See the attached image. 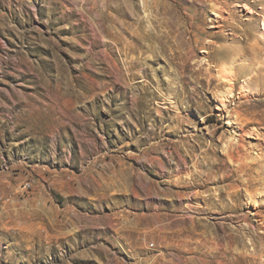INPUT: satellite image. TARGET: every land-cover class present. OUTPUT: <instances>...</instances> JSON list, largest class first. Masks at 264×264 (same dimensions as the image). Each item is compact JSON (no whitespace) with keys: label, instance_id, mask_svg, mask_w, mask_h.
Wrapping results in <instances>:
<instances>
[{"label":"rangeland","instance_id":"1","mask_svg":"<svg viewBox=\"0 0 264 264\" xmlns=\"http://www.w3.org/2000/svg\"><path fill=\"white\" fill-rule=\"evenodd\" d=\"M263 16L0 0V264H264Z\"/></svg>","mask_w":264,"mask_h":264},{"label":"bare ground","instance_id":"2","mask_svg":"<svg viewBox=\"0 0 264 264\" xmlns=\"http://www.w3.org/2000/svg\"><path fill=\"white\" fill-rule=\"evenodd\" d=\"M246 7H248V6H246ZM217 12V11H216ZM124 14H125V12H124ZM216 16L218 17L219 16V14L217 13L216 14ZM263 28H264V16H263ZM196 30L199 32V33H203L204 32V30H203V26H201V25H197L196 26ZM197 33H195V35H196ZM215 35H217V36H219V33H215ZM194 41V45L196 46L198 43H200V41H199V39H194L193 40ZM194 45H193V47H194ZM222 46V47H221ZM219 45L218 47L219 48H223L224 47V45ZM226 48V47H225ZM264 49V47H263V45L262 44H260V42H258V44L255 46V49L256 50H263ZM194 49V48H193ZM224 49V48H223ZM195 50V49H194ZM226 54V53H225ZM227 56V55H226ZM221 57V56H220ZM223 58H225V56L223 55L222 56ZM223 58H221V60L223 59ZM226 70V69H225ZM225 70H223L224 72H225ZM223 71H219L220 73H219V75H220V77L221 78H223V79H225L226 80V77H227V75H226V73H224ZM224 81V80H223ZM209 83H211V81H209ZM226 105V104H225ZM234 115V114H233ZM233 115H228V116H230V117H234V119H233V121H227V122H225L227 125H229V126H231V124L233 123H235L236 125H238L239 126V123H240V126H239V131L241 132V133H239V139H238V142L236 143V144H234V143H229L227 146H226V148H227V150H231L232 149V153H231V151H230V155H229V157H230V161L232 160H234V161H237L238 162V166L240 167V169L241 170H244V168L245 167H250V165H248V164H245L246 163V161H243L244 159H242V157L244 156H242L241 154H240V151H238V147H242L243 148V146H245V144H243L244 143V137L245 136H250V133H252V132H255V130L254 129H252V130H254V131H252V132H250L249 130H244L245 128H244V124L242 123L243 121H242V119H241V113L240 112H236V115L235 116H233ZM227 116V117H228ZM247 120V119H246ZM248 120H250V119H248ZM251 123V122H250ZM247 124H249L248 122H247ZM256 129V128H255ZM255 133H257V132H255ZM254 133V134H255ZM246 142V141H245ZM252 147V146H251ZM214 149V148H213ZM226 150V151H227ZM234 152H237L238 153V156H237V158H234V155H233V153ZM221 159V158H220ZM253 160V159H252ZM253 162V161H252ZM251 168V167H250ZM248 170V169H247ZM251 170V169H250ZM240 171V170H239ZM240 173H241V171H240ZM243 174V173H242ZM250 174H252V173H250ZM189 178V177H188ZM254 177H252V179H253ZM250 180V179H249ZM256 180H258V179H256ZM252 181V180H251ZM259 181V180H258ZM255 182V181H254ZM217 192V191H216ZM237 193V191H234V192H231V194L232 195H235ZM229 194V193H228ZM248 256H250V255H248Z\"/></svg>","mask_w":264,"mask_h":264},{"label":"built area","instance_id":"3","mask_svg":"<svg viewBox=\"0 0 264 264\" xmlns=\"http://www.w3.org/2000/svg\"><path fill=\"white\" fill-rule=\"evenodd\" d=\"M27 185L30 186V183H28Z\"/></svg>","mask_w":264,"mask_h":264}]
</instances>
